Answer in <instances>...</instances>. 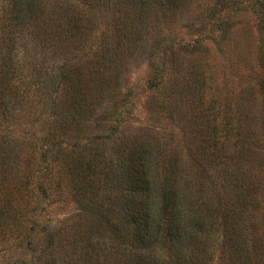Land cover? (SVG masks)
<instances>
[{
    "label": "trees",
    "instance_id": "obj_1",
    "mask_svg": "<svg viewBox=\"0 0 264 264\" xmlns=\"http://www.w3.org/2000/svg\"><path fill=\"white\" fill-rule=\"evenodd\" d=\"M190 1L0 0L4 264H264V83L257 119L245 101L204 105L208 78L194 67L180 88L178 56L206 57L204 41L220 45L233 17L212 11L204 38L174 49L161 31ZM248 1L264 26V0L231 3ZM142 55L156 70L147 89L163 96L150 105L190 115L182 131L195 128L197 146L117 141L133 97L124 77Z\"/></svg>",
    "mask_w": 264,
    "mask_h": 264
},
{
    "label": "rangeland",
    "instance_id": "obj_2",
    "mask_svg": "<svg viewBox=\"0 0 264 264\" xmlns=\"http://www.w3.org/2000/svg\"><path fill=\"white\" fill-rule=\"evenodd\" d=\"M241 1L243 0H239V2ZM248 5L249 1L243 6L239 5L238 9V5L231 3V0H192L189 2L188 9L177 21L178 27H165L168 29L161 32L171 34L170 36L175 41L174 49L180 43L190 47L194 40L203 39L206 35L202 30L207 31L209 29L210 24L207 25V23L212 20V11H218L220 14L227 12L229 16L232 15L225 39L219 38L222 41L220 45L215 44L214 41H204L207 59L201 51H195L191 54L187 52L185 55L180 54L178 56L179 64H181L180 88L183 89L185 87L183 85L188 86L189 75L193 74L191 69L194 67L208 78L203 94L204 105L210 100H216V102L219 100L220 103L245 101L244 106L251 110V117L257 119L263 100L259 84L260 82L264 83V64L261 63L260 59L264 49V26L262 20L252 9L253 7L259 11L257 5ZM219 36L220 33H217L216 37ZM163 59L168 67V72L162 77L163 81L169 83L171 76H173L170 71L169 56ZM139 60L134 62L124 77V80L127 81L126 86L132 88L133 97L129 100L132 103V106L128 107L130 113L123 125L120 126V135L117 141L130 144L132 139L145 138L147 134H150L147 136L149 140L161 139L167 148L197 146L199 140L195 136V128L190 129L191 133H188V130L187 133L182 131L185 121L189 126L193 124L190 115L186 116L187 120L185 119V121L184 119L177 121L168 120L165 115L159 112L158 108L154 111L152 105L160 104L163 97L160 88H158L159 90L147 89V84L151 80L155 84L156 70L154 66H149L152 62L149 61L148 56L142 55ZM151 102L152 105H150ZM260 174L258 194L264 188V171ZM59 214L61 213H58V216H60ZM63 218L66 217H52L51 227H58L64 222ZM10 256L12 255L5 256V261L9 259L10 262H14L15 258L26 261L25 258H27L17 254L14 257ZM27 259L28 264H39L35 257L32 260ZM2 260L0 259V264H4Z\"/></svg>",
    "mask_w": 264,
    "mask_h": 264
}]
</instances>
